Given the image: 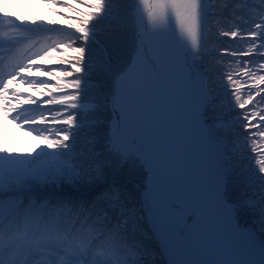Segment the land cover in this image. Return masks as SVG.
I'll return each instance as SVG.
<instances>
[{"label":"snow or ice","instance_id":"obj_1","mask_svg":"<svg viewBox=\"0 0 264 264\" xmlns=\"http://www.w3.org/2000/svg\"><path fill=\"white\" fill-rule=\"evenodd\" d=\"M49 2L60 24L0 7V62L36 37L0 72V113L40 140L0 148V264H264V0ZM124 170L147 178L143 216Z\"/></svg>","mask_w":264,"mask_h":264},{"label":"trees","instance_id":"obj_2","mask_svg":"<svg viewBox=\"0 0 264 264\" xmlns=\"http://www.w3.org/2000/svg\"><path fill=\"white\" fill-rule=\"evenodd\" d=\"M51 6L59 7L53 3L50 4L46 16L47 19L51 21L50 16L53 14V10L51 9ZM52 22V21H51ZM56 24H60L58 22H52ZM208 47H214L217 45H224L225 47L229 46L231 44L232 47H235L236 44L240 43V41H230L228 38H223L218 40L216 38L215 32L210 34L209 38L205 41ZM127 51L125 50L124 52H121L120 56L121 58L126 57ZM99 58V54L98 57ZM105 113L103 110L101 111V115L99 117V122L101 124L106 123L107 121L105 120ZM93 135L95 132L92 133ZM102 134V133H101ZM91 138V136L88 134L87 129L81 134L80 140H79V145L84 146L87 141ZM40 143V140L37 138V136L33 138H28L25 139V141L21 144H19V147L16 148V150L19 153H27L31 149L35 148L36 145ZM115 179L118 180V182L124 187L125 189V194L128 199V204L129 207L137 210L136 214L143 216L142 213L138 211V209L141 207L140 200L142 198L141 194L143 193V185L146 184L145 176L141 175V172L138 170H124L119 175L114 176ZM143 195V194H142ZM228 198V197H226ZM236 223H239L241 226H251L253 223H255L254 218L252 217L250 212H246L244 210H241L240 216L235 218ZM257 235L259 236V225L257 224ZM264 238V237H261ZM151 243L156 246L157 249L160 248L158 242L152 237ZM164 260V257L160 256L157 254L156 256V262L157 264H160V261Z\"/></svg>","mask_w":264,"mask_h":264},{"label":"rangeland","instance_id":"obj_3","mask_svg":"<svg viewBox=\"0 0 264 264\" xmlns=\"http://www.w3.org/2000/svg\"><path fill=\"white\" fill-rule=\"evenodd\" d=\"M68 2L70 3L72 2V0H68ZM20 3L23 4V8L21 9V11L14 12L6 10V12L8 13L10 11L9 14H11L12 16H16L21 20H24L27 23H30L34 18L38 17V12L40 14H46V10L48 9L47 6H50V4H48V0H20ZM51 9L53 10V14L50 16L51 21L60 23L62 21V17L54 11L53 6H51ZM19 88L24 92H31L33 95H37L36 91L29 88L27 85L20 84ZM25 113H29L27 116L32 115L30 111H26ZM29 132H32V129L25 128L19 121H14L13 119L5 116L3 113H0V136L4 138L3 145L4 143L8 144L10 140L11 143L18 142L20 141L21 137H27ZM32 133L35 134L36 132ZM193 144H195L194 141ZM145 180H147L146 177ZM247 226L248 225H246V227ZM172 235L174 238V234Z\"/></svg>","mask_w":264,"mask_h":264},{"label":"water","instance_id":"obj_4","mask_svg":"<svg viewBox=\"0 0 264 264\" xmlns=\"http://www.w3.org/2000/svg\"><path fill=\"white\" fill-rule=\"evenodd\" d=\"M145 23H146V21H145ZM142 35H143V33H142ZM169 203H171V201H169ZM196 233L197 232H193L192 234L186 235L184 237H178V236H176V237H177V240H182L189 245H195L196 243H193V238L195 237ZM155 238L158 241V243L161 244L159 237L155 236ZM185 260H187V259H186L185 255H183V261H185Z\"/></svg>","mask_w":264,"mask_h":264},{"label":"flooded vegetation","instance_id":"obj_5","mask_svg":"<svg viewBox=\"0 0 264 264\" xmlns=\"http://www.w3.org/2000/svg\"><path fill=\"white\" fill-rule=\"evenodd\" d=\"M190 155L191 156L195 155V144H193V143L190 145ZM198 240H199V233L196 234L194 241L197 243ZM188 258H189V260H199L201 258L207 259L208 257L197 256V255L192 254V255H188Z\"/></svg>","mask_w":264,"mask_h":264},{"label":"bare ground","instance_id":"obj_6","mask_svg":"<svg viewBox=\"0 0 264 264\" xmlns=\"http://www.w3.org/2000/svg\"><path fill=\"white\" fill-rule=\"evenodd\" d=\"M179 199H180V197H179ZM181 200V199H180Z\"/></svg>","mask_w":264,"mask_h":264}]
</instances>
